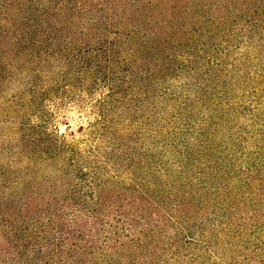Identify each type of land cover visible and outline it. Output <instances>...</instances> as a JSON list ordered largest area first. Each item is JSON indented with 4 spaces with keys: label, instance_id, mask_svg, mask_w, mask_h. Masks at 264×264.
Listing matches in <instances>:
<instances>
[{
    "label": "trees",
    "instance_id": "obj_1",
    "mask_svg": "<svg viewBox=\"0 0 264 264\" xmlns=\"http://www.w3.org/2000/svg\"><path fill=\"white\" fill-rule=\"evenodd\" d=\"M0 264H264V0H0Z\"/></svg>",
    "mask_w": 264,
    "mask_h": 264
},
{
    "label": "rangeland",
    "instance_id": "obj_2",
    "mask_svg": "<svg viewBox=\"0 0 264 264\" xmlns=\"http://www.w3.org/2000/svg\"><path fill=\"white\" fill-rule=\"evenodd\" d=\"M104 92H106V89H101L96 91L94 98H98L99 95H101ZM74 99H76V97ZM70 102L71 103H65L64 106H61V108L63 109L61 111V114L55 116V121H56L55 124L57 125L58 133H63L66 129L64 123L67 122L70 127V130L73 132L75 137H77L78 136L77 128L80 125L85 126V122L88 119L87 118L88 110L82 111L83 108H79L76 105V101L74 100H71Z\"/></svg>",
    "mask_w": 264,
    "mask_h": 264
}]
</instances>
